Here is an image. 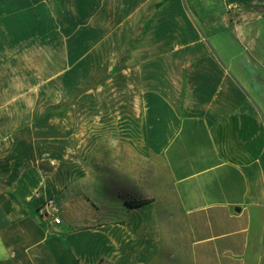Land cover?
I'll return each instance as SVG.
<instances>
[{
    "label": "crops",
    "instance_id": "1",
    "mask_svg": "<svg viewBox=\"0 0 264 264\" xmlns=\"http://www.w3.org/2000/svg\"><path fill=\"white\" fill-rule=\"evenodd\" d=\"M221 2L237 14L213 48L176 25L200 22L183 0H0V264H264V0ZM64 54L76 79L39 96L38 56ZM90 110L96 131L165 170L174 206L128 161L87 196L83 166L54 159L69 155L68 117ZM48 198L58 225L40 216ZM166 231L180 244L167 249Z\"/></svg>",
    "mask_w": 264,
    "mask_h": 264
},
{
    "label": "rangeland",
    "instance_id": "2",
    "mask_svg": "<svg viewBox=\"0 0 264 264\" xmlns=\"http://www.w3.org/2000/svg\"><path fill=\"white\" fill-rule=\"evenodd\" d=\"M185 8L191 15L198 17L200 22H194L190 25L186 23L176 24L186 36L190 38V33L194 30H197L205 37H208L210 46L213 48L220 47V33L223 24L221 23L222 15H227L226 11L230 12V17L236 15L237 9L229 7L228 9L223 6L221 0H183ZM207 16H213L218 18V22L208 23L206 22ZM191 30V31H190ZM214 32V34H212ZM186 41H190L186 40ZM38 71H37V80H38V94L39 96H51L55 100L66 95L65 82L67 79L72 83L73 79H76V55L74 54H64L59 55H48L38 56ZM123 66V63L118 64V70ZM62 69H61V68ZM59 73L63 76L59 77ZM115 73V72H114ZM109 63H104L103 67L99 69L95 75L96 80L103 83L105 79L109 77ZM49 78L46 81V85L43 84L44 79ZM93 83L89 84L92 86ZM69 104L75 105L77 101V96L81 91L78 88H69ZM88 89V86L82 88L81 90ZM105 89V88H103ZM108 94V90L104 91V94ZM41 103H39L40 105ZM63 104L62 102L54 103L53 110L61 111ZM108 103L102 104V109L104 114L108 113ZM74 107V106H73ZM72 107V108H73ZM107 108V109H106ZM74 109V108H73ZM86 116V124L82 123V119L78 117L75 113L74 116H69L68 120L71 122V134L69 136L70 150L69 155L67 152L62 150L55 149L54 159L65 160L69 158L75 163H80L86 171V175L89 177L86 192L87 196L93 195V186L95 178L102 181L103 188L109 191V183L111 180V160L115 162L118 160L119 164H123L122 169H126V162H129L128 169L131 172H135L138 178L147 177L149 180L147 185L149 187V194H155V189L152 187L157 186L160 188L159 191L164 192L166 195L165 204L174 206V200L170 189L169 177L166 174L163 168L153 167L152 163H142L141 157H135V153L132 151L131 147L126 148L125 143H120L119 145L115 140L111 139L109 128H103L96 131L94 126V116L93 111H88ZM83 118V117H82ZM97 119V118H96ZM57 125L62 126L64 120L58 119ZM80 131V132H79ZM116 169V168H115ZM120 169V167H118ZM153 185V186H152ZM134 193H125L122 192V195H131ZM139 197V196H138ZM135 197V198H138ZM141 197V196H140ZM123 200V198H122ZM128 200V199H126ZM180 235V232L166 231L164 232V243L167 246V249L176 244L179 245V239L176 238V235ZM102 264H109L104 262Z\"/></svg>",
    "mask_w": 264,
    "mask_h": 264
},
{
    "label": "built area",
    "instance_id": "3",
    "mask_svg": "<svg viewBox=\"0 0 264 264\" xmlns=\"http://www.w3.org/2000/svg\"><path fill=\"white\" fill-rule=\"evenodd\" d=\"M40 216L52 224H60L59 206L53 198L46 199L39 208Z\"/></svg>",
    "mask_w": 264,
    "mask_h": 264
},
{
    "label": "trees",
    "instance_id": "4",
    "mask_svg": "<svg viewBox=\"0 0 264 264\" xmlns=\"http://www.w3.org/2000/svg\"><path fill=\"white\" fill-rule=\"evenodd\" d=\"M125 57H126V54L122 55L121 58H120V60H119V63L122 62ZM151 201H152V199H130V200H125V203L129 207H136V206H141V205L150 203Z\"/></svg>",
    "mask_w": 264,
    "mask_h": 264
}]
</instances>
